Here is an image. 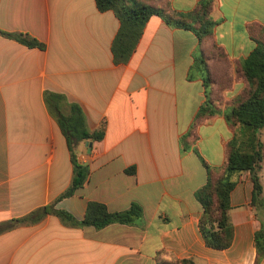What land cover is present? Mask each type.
<instances>
[{"label": "crops", "instance_id": "0c3cea01", "mask_svg": "<svg viewBox=\"0 0 264 264\" xmlns=\"http://www.w3.org/2000/svg\"><path fill=\"white\" fill-rule=\"evenodd\" d=\"M152 1L187 13L200 0ZM223 5L216 0L211 17L219 22L204 43L156 15L129 61L116 62L112 46L120 21L113 11H100L96 0H0L1 30L46 45L30 48L0 35V223L51 204L78 221L89 201L111 212L133 203L143 208L136 224L100 230L49 214L0 235V264H264L255 239L262 210L252 205L249 172L237 175L231 193L232 246L209 248L200 232L203 207L196 192L208 179L202 159L224 166L234 136L225 114L199 124L198 140L187 149L181 142L205 101V75H192L199 52L217 43L235 65L257 47L254 31L264 26L260 0ZM243 88L235 80L222 96L233 99ZM72 106L81 109L89 131L104 127L105 136L75 145L90 176L74 195L56 202L74 174L58 122ZM261 177L264 187V166Z\"/></svg>", "mask_w": 264, "mask_h": 264}, {"label": "trees", "instance_id": "16d2710c", "mask_svg": "<svg viewBox=\"0 0 264 264\" xmlns=\"http://www.w3.org/2000/svg\"><path fill=\"white\" fill-rule=\"evenodd\" d=\"M152 0H96L102 12L113 11L120 21V29L113 42L112 50L116 62H128L143 34V30L152 16H160L172 27L193 31L201 42L213 35L218 22L211 13L213 0H200L197 7L184 13L177 10L156 6ZM255 29V28H254ZM253 30V29H252ZM257 47L246 58L229 60L226 51L214 43L204 52V56L213 61L206 64V75L203 78L205 101L201 104L195 117L191 131L182 137V145L187 149L198 140L197 127L220 114L234 133L226 147V162L221 168L210 166L204 159L208 171V179L196 192V198L202 204L203 212L199 220L200 232L209 248L225 250L234 242V224L232 222L231 193L236 186V177L242 172H249L254 182L252 205L258 213L261 228L256 233V246L259 254L264 253V187L261 173L264 166V26L259 25L254 31ZM0 35L16 40L30 48L45 49L46 45L37 38L26 33H11L0 29ZM211 62L214 72L213 75ZM220 77V79H219ZM235 80L244 83V88L233 99L225 100L222 93L232 87ZM218 86V92L215 87ZM65 134L71 152L74 168L70 187L58 199L62 200L74 195L88 181L90 168L79 163L75 153V145L80 141H100L105 136V129L91 132L86 128L85 117L78 106H72L71 113L58 119ZM55 204L41 207L32 213L0 223V235L20 226L37 224L47 215L60 217L63 221L78 227H94L98 230L111 224L134 225L143 217V208L138 203L121 212H111L99 202L89 201L83 220L78 221L73 215L63 210H56ZM166 264H196L193 260H174Z\"/></svg>", "mask_w": 264, "mask_h": 264}, {"label": "rangeland", "instance_id": "374dc122", "mask_svg": "<svg viewBox=\"0 0 264 264\" xmlns=\"http://www.w3.org/2000/svg\"><path fill=\"white\" fill-rule=\"evenodd\" d=\"M214 3L216 2V0H213ZM232 2H235V0H229ZM224 5H223V9L226 8V0H223ZM259 17L263 20L264 19V0H260V6H259ZM219 22V21H218ZM203 60H210L213 61V59H210L209 57H205L202 52H199V61L198 63L192 68V75L195 76L196 78H200L202 76V73L204 75H206L207 77V71H206V64L203 62ZM213 62H211V69L213 72V75L215 76V78H217L219 75L216 74V72H214V70L216 69L215 66L213 67ZM220 79V77H219Z\"/></svg>", "mask_w": 264, "mask_h": 264}, {"label": "water", "instance_id": "95a60500", "mask_svg": "<svg viewBox=\"0 0 264 264\" xmlns=\"http://www.w3.org/2000/svg\"><path fill=\"white\" fill-rule=\"evenodd\" d=\"M91 151V149H89Z\"/></svg>", "mask_w": 264, "mask_h": 264}]
</instances>
